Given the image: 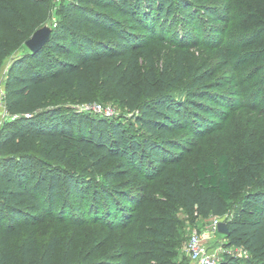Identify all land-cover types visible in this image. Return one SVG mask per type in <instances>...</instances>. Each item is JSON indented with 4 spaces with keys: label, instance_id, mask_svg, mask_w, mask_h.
<instances>
[{
    "label": "rangeland",
    "instance_id": "1",
    "mask_svg": "<svg viewBox=\"0 0 264 264\" xmlns=\"http://www.w3.org/2000/svg\"><path fill=\"white\" fill-rule=\"evenodd\" d=\"M33 1L23 3L31 6ZM65 1L46 0L43 9L38 8V14L45 15L38 20L40 26L52 27L60 18L58 5ZM185 1L194 13L192 22L178 19L163 30L157 23L155 31L147 34L133 30L140 43L134 70L118 69V59L105 57L95 62L92 71L81 70L86 87L77 80L46 97L48 104L59 106L63 113H83L87 122L91 118L118 121L131 138L140 140L144 131L134 119L143 101L165 93L182 103L198 89H206L203 116L193 118L185 108L188 123L177 125L167 136L176 140L172 161L150 168L116 159L95 163L81 152L65 150L62 163L88 183L82 200L69 196L63 210L57 203V209L28 221L11 239L14 248L25 236L39 243L55 236L59 245L53 264H189L184 246L187 235L204 227L212 215L194 217L175 191L181 180L194 183L197 162L205 158L216 162L221 152L228 156L234 181L223 217L230 218L241 207L244 192L252 187L246 173L253 163L264 169V0ZM17 2L0 0L1 5L15 10L14 16L0 18V41L7 49L0 60L3 89L10 61L27 49L23 37L31 34L22 29L27 11L23 15ZM207 7L215 10L219 19L211 18ZM174 9L182 18L180 9ZM234 49L237 57L228 52ZM123 72L121 83L112 79L111 73L117 76ZM194 72L209 73L202 82L205 86L192 84ZM92 102L100 103L103 110L84 108ZM4 120L0 116V125ZM258 177L263 178L264 172ZM114 183L127 195L120 204L113 197L109 201L117 215L112 221V215L95 205L91 193ZM99 199L101 205L102 197ZM160 224L173 232L151 247L147 229ZM214 239L215 246L220 244L222 249L217 263L226 254L252 257L243 245L227 244L221 232H216ZM160 253L163 258L156 260L153 255Z\"/></svg>",
    "mask_w": 264,
    "mask_h": 264
},
{
    "label": "trees",
    "instance_id": "2",
    "mask_svg": "<svg viewBox=\"0 0 264 264\" xmlns=\"http://www.w3.org/2000/svg\"><path fill=\"white\" fill-rule=\"evenodd\" d=\"M45 2L34 0L30 6L18 0L22 14L27 11L22 24L25 34L40 27L38 20L45 15L38 10ZM174 8L180 9L182 18ZM206 11L211 18L219 19L215 10L207 7ZM58 12L60 18L46 42L36 51L27 48L15 55L5 73L2 101L9 117L0 125V264H53L57 237L39 243L25 236L18 248L10 242L34 217L57 209V203L64 209L69 196L82 200L88 183L62 163L65 150L81 152L95 163L116 159L149 168L161 166L172 161V148L176 146V140L167 137L169 132L188 123L185 108L196 118L203 116L207 107L203 100L208 98L206 89H198L182 103L168 94H155L143 101L135 114L134 124L144 131L137 140L118 121L91 118L87 122L83 113H63L59 106L48 104L47 95L56 89L77 80L86 87L81 70L92 71L102 58L118 59V69L123 71L134 70L140 43L133 30L147 34L155 31L157 23L163 30L178 19L190 23L194 16L185 0H67L58 5ZM14 15L11 6L0 4V18ZM228 52L233 57L238 55L235 49ZM6 55V46L0 41V60ZM111 75L118 84L125 77L124 72ZM209 76L194 72L192 84L203 87ZM250 169L246 178L252 187L244 192L242 205L234 215L224 218L228 226L224 235L227 244L243 245L252 257L225 253L217 264H264V177H258L264 169L254 163ZM193 179L194 183L181 180L175 191L187 209L194 217L223 215L234 185L227 154L219 153L216 162L209 158L197 162ZM91 195L95 205L115 221L117 215L109 201L113 197L120 204L127 194L114 183ZM169 229L162 224L147 229L151 247L173 232ZM153 256L161 260L163 253Z\"/></svg>",
    "mask_w": 264,
    "mask_h": 264
},
{
    "label": "built area",
    "instance_id": "3",
    "mask_svg": "<svg viewBox=\"0 0 264 264\" xmlns=\"http://www.w3.org/2000/svg\"><path fill=\"white\" fill-rule=\"evenodd\" d=\"M3 87L0 86V116L3 119L8 118L5 111L3 98ZM84 108L92 109L95 112L102 111V105L98 102L84 104ZM224 215H212L208 223L199 230H193L187 235L185 249L187 251L189 264H217V254L222 252L221 246H215L214 235L217 230V223L224 220ZM225 221V220H224Z\"/></svg>",
    "mask_w": 264,
    "mask_h": 264
},
{
    "label": "water",
    "instance_id": "4",
    "mask_svg": "<svg viewBox=\"0 0 264 264\" xmlns=\"http://www.w3.org/2000/svg\"><path fill=\"white\" fill-rule=\"evenodd\" d=\"M51 27L42 25L32 31V33L25 39L24 44L30 51L38 50L48 39ZM217 230L223 234L228 233V226L224 220L217 223Z\"/></svg>",
    "mask_w": 264,
    "mask_h": 264
}]
</instances>
